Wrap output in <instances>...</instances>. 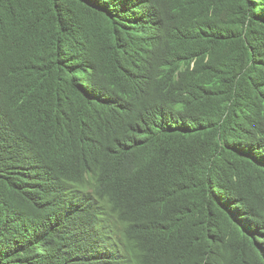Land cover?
<instances>
[{
    "label": "trees",
    "instance_id": "obj_1",
    "mask_svg": "<svg viewBox=\"0 0 264 264\" xmlns=\"http://www.w3.org/2000/svg\"><path fill=\"white\" fill-rule=\"evenodd\" d=\"M0 264H264V0H0Z\"/></svg>",
    "mask_w": 264,
    "mask_h": 264
}]
</instances>
